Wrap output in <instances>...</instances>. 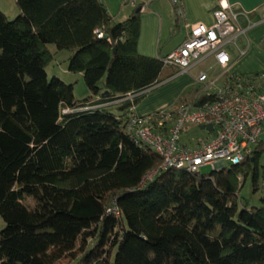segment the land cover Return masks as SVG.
<instances>
[{"label":"trees","instance_id":"1","mask_svg":"<svg viewBox=\"0 0 264 264\" xmlns=\"http://www.w3.org/2000/svg\"><path fill=\"white\" fill-rule=\"evenodd\" d=\"M15 4L13 21L0 11V264H264V199H239L249 174L258 190L264 140L237 166L169 170L141 186L162 161L127 123L179 69L138 54V7L114 24L97 0ZM173 13L177 24L181 7ZM64 51L89 93L82 101L47 80Z\"/></svg>","mask_w":264,"mask_h":264},{"label":"built area","instance_id":"2","mask_svg":"<svg viewBox=\"0 0 264 264\" xmlns=\"http://www.w3.org/2000/svg\"><path fill=\"white\" fill-rule=\"evenodd\" d=\"M135 1L125 0L130 5H134ZM168 1L173 6L181 4V0ZM253 14L257 22H264V6ZM250 15L236 12L227 0H217L212 11L213 24L210 27L190 26L186 41L161 59L162 64L177 67L178 75H184L213 57L216 65L226 70L230 63L227 46L235 48L241 57L245 54L237 46V41L245 39L246 35L240 24L241 18L250 26L257 23L251 22ZM97 34L98 38H102L100 33ZM215 81L206 74H200L194 81L198 93L190 102L173 110L146 116L134 112L129 117L127 132L135 144L149 149L162 161L159 169L143 178L141 186L169 170L198 174L202 168L210 167L218 171L237 166L264 139V87L233 76L214 94L216 98L211 103L199 104L203 94L209 95ZM207 126L212 127L211 132L207 131ZM192 127L207 134L206 139L196 140L194 148L181 144L182 135Z\"/></svg>","mask_w":264,"mask_h":264},{"label":"crops","instance_id":"3","mask_svg":"<svg viewBox=\"0 0 264 264\" xmlns=\"http://www.w3.org/2000/svg\"><path fill=\"white\" fill-rule=\"evenodd\" d=\"M216 2L217 0H181L182 17L177 24L174 18L173 6L168 0H136L134 5L127 4L123 0L122 3L123 6L131 7V13L137 7L140 10L138 54L144 57L163 59L186 41L190 26L204 25L210 27L213 24L212 11ZM227 2L236 12L251 14L250 20L253 23L257 22L253 12L264 6V0H227ZM130 12L128 16L131 15ZM240 24L245 29L246 35L242 41L243 46L247 43V47H245L248 50L247 53L236 59L235 54L228 52L230 63L226 70L217 66L213 57L208 58L193 69L197 70L204 65V70H199L194 78L178 75L173 80L158 86L153 94L147 95L141 101L136 107L135 113L139 116H146L159 111L173 110L179 106V102L183 97H187V101H190L192 96L190 92L194 87V81L200 74H206L210 79L209 74L220 71L217 78L210 80L223 78L226 85L227 75L245 78L244 76H248L250 73H245L244 70L253 63L264 66V22H257L255 25L250 26L241 18ZM245 48L242 47V50H245ZM77 77H82V75L78 74Z\"/></svg>","mask_w":264,"mask_h":264},{"label":"rangeland","instance_id":"4","mask_svg":"<svg viewBox=\"0 0 264 264\" xmlns=\"http://www.w3.org/2000/svg\"><path fill=\"white\" fill-rule=\"evenodd\" d=\"M123 0H102L101 4L104 9L108 13V15L113 18V23L118 24L124 22L129 16L128 13L131 11V7L123 6ZM0 11L4 14V16L9 21H13L18 15L19 11L15 4V0H0ZM134 12V10H133ZM132 12V13H133ZM131 13V12H130ZM131 13V14H132ZM237 46L242 50L247 47V43L243 46L242 39L237 41ZM47 49L55 54L56 50L53 46H47ZM226 50L231 54H235V58H241L238 52L231 45L226 47ZM244 53H247L248 50L245 48ZM70 57V53L68 52H60L54 55V61L47 67L46 76L47 80L50 81L52 78H57L61 82L67 85H73V95L76 100L82 101L89 96V93L84 85L83 77H77V75H71L67 72V61ZM204 65L200 66L197 70H192L188 74H184V76H188L190 78H194L199 70H204ZM245 73H250L248 76H244L245 79H250L252 83L256 86L264 85V66L261 64L253 63L245 70ZM220 71H214L210 75V79L217 78V75ZM74 76V77H73ZM183 76V75H180ZM224 85L223 78L215 81L214 86L209 91L210 94H216L218 91L222 89ZM195 88V87H193ZM157 88L147 92L145 97L149 94H153ZM145 99V98H144ZM143 99V100H144ZM207 134L205 132H200L195 127L188 128L187 132L181 137V144H185L190 146V148H194L196 144V140L206 139ZM264 140V139H263ZM253 149V148H252ZM213 171L212 168H202L200 170V174L208 175ZM241 179V178H240ZM240 182V181H239ZM239 199L242 205H246L248 208L260 207L262 205L261 200L264 199V146L262 148L259 161H258V190L254 192L253 184H252V175L249 174L245 178V182L239 192ZM5 227L3 220L0 218V231H2Z\"/></svg>","mask_w":264,"mask_h":264},{"label":"water","instance_id":"5","mask_svg":"<svg viewBox=\"0 0 264 264\" xmlns=\"http://www.w3.org/2000/svg\"><path fill=\"white\" fill-rule=\"evenodd\" d=\"M139 11H140V10H137V12H139ZM105 95H107V93H106ZM206 129H207V131H209V132L212 131V127H211V126H207ZM200 130H203V128L200 127Z\"/></svg>","mask_w":264,"mask_h":264}]
</instances>
